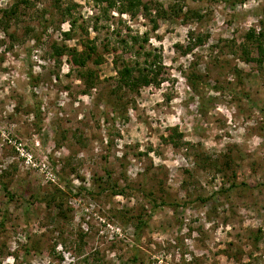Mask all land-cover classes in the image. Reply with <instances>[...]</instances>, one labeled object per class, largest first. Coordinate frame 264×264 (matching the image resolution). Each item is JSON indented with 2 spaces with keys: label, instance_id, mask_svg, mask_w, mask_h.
I'll use <instances>...</instances> for the list:
<instances>
[{
  "label": "rangeland",
  "instance_id": "rangeland-1",
  "mask_svg": "<svg viewBox=\"0 0 264 264\" xmlns=\"http://www.w3.org/2000/svg\"><path fill=\"white\" fill-rule=\"evenodd\" d=\"M144 1L156 30L92 0H28L6 22L0 0V264H264V56L242 57L264 0ZM145 33L163 81L116 89L113 57L134 58L119 40ZM81 40L85 66L53 55ZM57 185L62 215L41 202Z\"/></svg>",
  "mask_w": 264,
  "mask_h": 264
},
{
  "label": "trees",
  "instance_id": "trees-1",
  "mask_svg": "<svg viewBox=\"0 0 264 264\" xmlns=\"http://www.w3.org/2000/svg\"><path fill=\"white\" fill-rule=\"evenodd\" d=\"M94 4L98 6H103L105 12H108L110 9H115L120 14L127 13L131 17H135L137 14L142 13L149 19L151 23V28L156 30L158 28V18L163 15L160 10L155 8V11L158 12L157 16L152 15V10H154L152 5L147 4L144 0H92ZM247 0H222L227 5L235 6L237 3H243ZM22 4H28V0H16L10 7L4 8L2 10L1 18L4 21H8L7 19L14 18L17 13L18 6ZM164 13V12H163ZM74 24L70 25V28L67 31L63 32L64 37L67 39L72 36V28ZM5 31H7V27H4ZM245 39L251 41L255 48H249L248 45L242 48V57L247 62L253 61H261V58L264 56V33L259 32L255 33V30L250 29L245 34ZM142 41V42H141ZM148 41V35L145 33L143 36H139L138 34L129 36V39L121 38L119 43L125 52L129 53V55L134 54V60L128 58L127 60L121 55L113 57V65L116 71L114 78V83L116 89H123L129 92H136L140 87H148L155 86L158 87L160 83L163 81L162 73H163V64L161 60V56L158 53L153 52L152 50H145L144 43ZM200 41V39H197ZM83 49L80 53H74L70 49L65 47L61 48V46L54 45L52 46L53 55L57 57H61L66 50L70 55H74V60L78 62L80 66H85L87 61L92 57L93 53L96 51V45L90 40H81ZM139 43V47L135 48V45ZM143 43V44H142ZM190 47H187L185 51H188ZM257 51L258 56L254 57L253 53ZM143 57L142 62H139L138 59ZM132 59V60H131ZM97 61V60H96ZM30 79H33L32 73L29 71ZM81 76L84 79L92 80L93 74L91 73H82ZM175 139H179L180 135L177 133L171 136V139L175 141ZM0 184L5 188L6 186L0 180ZM69 183H66L64 187L68 189ZM62 188L61 186H55L51 189L50 192L46 193L41 198V202L45 203L48 208L57 210L58 215H62L63 213V205H64V197L66 195V188ZM4 223L3 219L0 221V225L2 226ZM146 224V221L143 220L141 216L136 218L135 224V232H136V240H140L141 229ZM132 261H136V254L133 255Z\"/></svg>",
  "mask_w": 264,
  "mask_h": 264
}]
</instances>
